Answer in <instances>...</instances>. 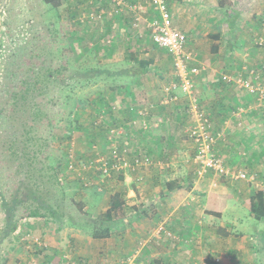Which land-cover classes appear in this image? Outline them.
I'll use <instances>...</instances> for the list:
<instances>
[{
  "label": "crops",
  "instance_id": "1",
  "mask_svg": "<svg viewBox=\"0 0 264 264\" xmlns=\"http://www.w3.org/2000/svg\"><path fill=\"white\" fill-rule=\"evenodd\" d=\"M226 1L168 0V11L172 27L186 36L184 50L192 55L191 66L199 72L194 85L196 92L201 90V96L194 94V98L202 103L212 122L213 151L229 172H244L247 178L222 177L213 171L197 170L191 151L187 150L193 148L188 138L193 120L187 97L177 91L176 99L167 100L164 91L174 81V67L171 72L149 67L146 71L116 67V73L110 69L105 72H112L113 78L114 103L109 120L115 127L123 128L122 146L129 147L132 154L147 155L153 166L168 167L174 173L168 174L177 177L159 181L151 177L148 168L113 177L111 187L122 190L129 208L153 205L156 213L151 219L133 218L130 210L119 229L114 228L102 240L80 231L69 234L82 264H120L128 257L133 259L132 264H203L206 256L209 261L205 264H264V217L255 220L249 213L251 196L256 191L264 193V100L244 95L240 87L222 82V77L228 75L226 72L232 71L231 76L239 75L248 81L259 74L262 78L259 83L264 87V46L257 45V40L264 39V0H228L229 4ZM127 2L139 3L142 18L152 17L145 0ZM95 10L94 23L98 18L100 34L110 32L122 38L125 33V39L136 43L148 39L143 25L140 30L128 33L126 23L133 17L126 9L118 13L110 1L98 0ZM123 16H128L130 21L126 18L125 23L121 20ZM133 54L128 52L132 59ZM205 89L209 92L206 97L202 95ZM208 106L213 108L211 114ZM141 112L147 114L142 116ZM142 123H147L145 129ZM90 124L85 123L86 134ZM92 150L97 152L98 148ZM167 160L169 164L163 163ZM180 176L182 179L177 180ZM101 182L96 180V184ZM169 182L178 188L168 191ZM98 192L105 197L102 188ZM86 194L83 199L86 210L97 209L93 217L108 209L105 199L95 207L89 192ZM209 194L217 195L220 217L205 214ZM19 223L20 234H31L43 245L36 251H40V256H33L34 252L30 251L31 259H40L27 261L25 249L29 247L18 239L7 260L0 264H56L57 240L61 237L66 240L68 231L74 230H59L34 218ZM160 225L173 233L174 238L164 234L155 236Z\"/></svg>",
  "mask_w": 264,
  "mask_h": 264
},
{
  "label": "rangeland",
  "instance_id": "2",
  "mask_svg": "<svg viewBox=\"0 0 264 264\" xmlns=\"http://www.w3.org/2000/svg\"><path fill=\"white\" fill-rule=\"evenodd\" d=\"M97 1L58 0L59 5L55 7L44 0H0V109L6 102V107L16 103L19 110L18 113H10L8 110L0 113V262L7 260L12 247L18 244V239L29 247L27 251L25 249L27 261H36L40 257L31 259L30 256L41 255L40 251L36 252L43 246L40 241V245L35 244L33 240L36 238L31 234L22 235L18 232L19 222L26 218L18 220V228L13 231L7 230L5 226L3 205L8 204L12 193L19 191L17 187L37 184L39 197L50 199L54 206L56 201L59 205L61 202L62 218L58 222L48 215L34 219H38L43 225L49 222L59 230L74 229L68 231V235L80 231L89 236L94 221L98 219L93 217L97 214L96 208L86 210L87 204L83 202L86 193L89 192L91 203L95 201V207L105 199L104 203L109 208V200L115 193L125 199L122 190L111 187L110 180L116 178L115 176L104 179L92 170L69 171L70 173L66 174V160L71 152V159L77 166L87 164L97 157L98 153L108 150L113 140L108 139L112 135L111 130L123 131V128L115 127L109 120L114 103V90L111 88L113 78L110 76L112 72L116 73V67L125 66L129 71H135L140 69L139 61L147 59L152 60L148 67L154 70L165 68L171 72L174 66L169 58L171 56L153 45L149 38L145 37L143 41L136 43L125 39V33L122 38L113 33L111 35L110 32L100 34L99 19L96 18L98 21L94 23ZM226 2L229 4L228 0ZM126 18L130 21L128 16L121 17V20L126 23ZM129 24L126 23L128 33L130 30H140L143 25L136 27L133 18ZM128 52L134 53L133 59L128 56ZM110 69L115 71L105 73ZM226 73L232 79L242 77L231 76L234 75L232 71ZM197 76L198 74L194 81ZM253 79L254 76L250 77V81ZM261 89L263 92L260 94L243 89L241 92L264 100V87ZM14 91L17 93L16 97L13 94L6 101L7 93ZM199 91L201 92L195 90L194 94L201 96ZM206 93L209 92L205 89L202 95L206 97ZM201 105L198 101L197 111H202L209 117L207 110ZM208 107L211 114L213 108ZM23 121L28 132L21 126ZM85 123H91L88 134L85 132ZM145 125L147 126V123ZM18 137L21 139V145L18 143ZM102 145L104 149H101ZM117 145L130 153V148L125 144L122 146L120 139L117 140ZM24 146L31 154H35L37 160L43 162H37L35 158L27 172L20 173L18 164L11 161L9 152ZM93 147L98 148V151H93ZM187 150L191 151V159H194V147ZM50 163L60 165L56 180L54 172L49 168ZM163 163L169 164V161ZM195 165L199 171L196 163ZM146 168L147 172L152 174L151 177L159 181L177 177L172 176L174 173L168 167L161 169L151 163ZM208 171L210 170L205 173ZM59 174L62 182L58 180ZM184 176L188 181L187 174ZM98 177L103 182L96 184ZM180 179L182 176L177 178ZM101 188L106 193L105 197L104 193L98 192ZM54 190L55 196L62 193L63 197L54 199ZM96 193L101 194L95 195ZM15 198L19 196L16 195ZM24 207L21 206L23 209ZM101 214L100 212L99 215ZM17 215H20L19 212L14 214V218ZM122 223L124 222L121 221L115 228L119 229ZM70 235L66 240L62 237L57 240L54 248L56 264H82V259L77 254L78 249L70 243ZM206 257L203 264L209 261Z\"/></svg>",
  "mask_w": 264,
  "mask_h": 264
},
{
  "label": "built area",
  "instance_id": "3",
  "mask_svg": "<svg viewBox=\"0 0 264 264\" xmlns=\"http://www.w3.org/2000/svg\"><path fill=\"white\" fill-rule=\"evenodd\" d=\"M114 5L115 12H122L124 9L129 11L133 16V21L137 27L143 24L147 31L149 40L156 47L165 50L173 59L174 66V81L170 82L164 89L167 100H174L177 97V91L183 92L188 100V110L193 120V125L189 130L188 138L194 147L195 156L194 162L199 168V172L207 170L213 171L222 177L230 176L235 179H246L245 173H232L227 170L221 159L214 153L213 144L215 136L213 133V125L210 118L202 111H197L198 100L194 98V77L199 73L198 69L191 66L193 57L185 52L187 44L186 36L172 27L171 17L168 11V0H145L152 10V17L142 18L140 15V5L137 3H128L127 0H108ZM257 45H263V38L257 41ZM261 77L259 74H254L253 81L245 80L243 77L223 76L222 80L227 84H232L240 87L248 92L262 93ZM253 82V83H252ZM263 96V95H262ZM145 112L140 115L144 116ZM160 121H156L159 124ZM132 124H135L133 122ZM143 128L146 127L142 123ZM112 135L108 137L111 140L110 146L105 154H96L93 160L84 165H76L71 159V152L66 160L67 171L92 170L102 178H111L126 172H134L138 169H145L151 164L150 157L147 155H139L129 153L127 149L120 148L117 145V140L122 138L124 132L122 130H111ZM59 182L62 178L59 174ZM85 185V184H84ZM86 186V185H85ZM164 234L168 238H174L173 234L165 229L164 225H160L155 236ZM33 243L40 245L39 240L34 239ZM131 257L126 258L120 264H132ZM67 264H72L71 262Z\"/></svg>",
  "mask_w": 264,
  "mask_h": 264
},
{
  "label": "trees",
  "instance_id": "4",
  "mask_svg": "<svg viewBox=\"0 0 264 264\" xmlns=\"http://www.w3.org/2000/svg\"><path fill=\"white\" fill-rule=\"evenodd\" d=\"M47 4H53V6L57 7L59 5L58 0H44ZM223 5L220 2V6ZM152 63L151 59H147L144 61H139L138 65L140 70L146 71V68ZM103 72V71H101ZM16 97V91L12 93H7V99L10 98L11 95ZM6 102L3 104L0 109V113L3 111H10V113H18V109L16 103L10 104L9 107H6ZM22 128L27 131L25 127V121H23ZM28 132V131H27ZM29 139V138H28ZM18 143L21 145V139L18 137ZM26 146L17 148L14 151H10L11 161L15 164H18L19 172H27L28 168L32 166L34 160L36 158L35 154H31L30 151L25 149ZM37 160V158H36ZM37 162H43L37 160ZM49 168L54 172V179L56 180V174L59 171L60 165L55 163H50ZM57 183V181H56ZM178 187L174 183H166V189L168 191H173ZM19 191L17 193H12V198L8 201V204L3 205L4 213H5V226L7 230L13 231L16 229V224L18 220L25 218H42L48 215L50 218L54 219L55 222H58L62 215L60 213L61 202L60 205L57 203L55 206L52 204L51 200L42 199L37 195L39 190L37 184L36 185H27V187H17ZM58 190V188H57ZM19 198H15L16 195ZM55 197L62 198V193L55 196L54 190V199ZM56 198V199H59ZM60 200V199H59ZM30 202V204H28ZM219 201L217 199L216 194H209L208 200L205 208V214L211 215L214 217H220L221 211L219 210ZM21 206H25L24 209ZM21 210V211H20ZM131 210V217L133 218H141L146 217L151 219L156 210L153 205L151 206H134L129 208L126 204V200L122 199L118 193L113 194V196L109 200V208L99 215L92 225V228L89 231V236L95 240L106 239L110 236L111 231L119 224L121 221L126 220L127 213ZM19 212V216L17 215L14 218V214ZM249 213L253 216L255 220H260L264 217V193L263 191H256L253 196L250 198L249 202ZM123 224V223H122Z\"/></svg>",
  "mask_w": 264,
  "mask_h": 264
}]
</instances>
